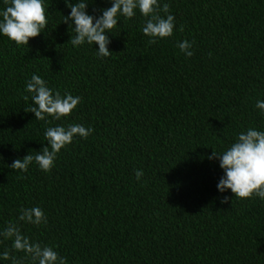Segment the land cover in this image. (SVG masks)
<instances>
[{
    "label": "trees",
    "instance_id": "16d2710c",
    "mask_svg": "<svg viewBox=\"0 0 264 264\" xmlns=\"http://www.w3.org/2000/svg\"><path fill=\"white\" fill-rule=\"evenodd\" d=\"M85 2L92 15L110 7ZM166 2L172 36L149 45L138 13L121 18L105 59L95 44L71 46L64 0H43L47 26L27 45L0 37V230L16 223L65 264H264V200L218 193L222 170L208 159L246 128L264 130L254 107L264 100V0ZM182 40L193 42L191 57L180 53ZM32 74L81 97L52 124L93 129L61 149L47 174L34 162L24 173L9 167L46 146L52 126L27 112ZM32 206L46 224L16 220ZM5 249L0 264H31L0 239Z\"/></svg>",
    "mask_w": 264,
    "mask_h": 264
},
{
    "label": "clouds",
    "instance_id": "9594fccd",
    "mask_svg": "<svg viewBox=\"0 0 264 264\" xmlns=\"http://www.w3.org/2000/svg\"><path fill=\"white\" fill-rule=\"evenodd\" d=\"M64 3L70 11L67 16H63L61 22L71 28V46L75 49L85 44L92 47L95 44L98 60L111 55L107 47L108 33L117 26L121 18L129 20L138 13L144 19L140 31L147 37L149 45L172 36L176 27L175 17L170 13L166 0H108L110 7L101 9L99 15L86 11L85 0H77L74 4L64 0ZM0 4V37H6L17 47L27 45L30 38H35L45 30L47 19L43 0H0ZM192 43L182 40L177 44L180 53L186 58L193 55ZM23 91L26 93L23 99L31 101L27 112L45 124L67 118L81 101L79 95L73 96L66 91L61 95L59 91H53L48 82L37 74H32L26 81ZM254 107L264 116V100H256ZM92 131L90 126L82 124H52L43 131L46 146H42L34 155L28 153L22 159L13 160L9 167L24 173L34 162L40 171L47 174L54 167L61 149H65L77 137L88 138ZM208 159L217 160L218 167L222 170L216 184L218 193L230 190L237 199L255 197L264 200V130L246 128L237 133L234 142L221 152L213 150ZM134 176L139 181L143 171L135 170ZM227 199L228 197H223L220 203ZM16 220L32 226L47 223L44 211L38 206L20 208ZM0 239L11 240V249L23 252L31 264H65V259L53 247L30 241L16 223L6 224L0 230ZM8 259V250L0 251V261ZM13 260L14 264H19L15 258Z\"/></svg>",
    "mask_w": 264,
    "mask_h": 264
}]
</instances>
